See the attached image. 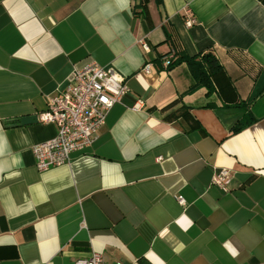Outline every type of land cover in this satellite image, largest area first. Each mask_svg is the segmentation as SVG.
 <instances>
[{
	"label": "crops",
	"instance_id": "crops-1",
	"mask_svg": "<svg viewBox=\"0 0 264 264\" xmlns=\"http://www.w3.org/2000/svg\"><path fill=\"white\" fill-rule=\"evenodd\" d=\"M205 55L220 65L209 94L186 62L162 66ZM90 61L128 91L90 147L39 172L32 148L56 127L20 119ZM222 168L225 190L212 185ZM93 254L264 264V0H0V264Z\"/></svg>",
	"mask_w": 264,
	"mask_h": 264
},
{
	"label": "built area",
	"instance_id": "built-area-1",
	"mask_svg": "<svg viewBox=\"0 0 264 264\" xmlns=\"http://www.w3.org/2000/svg\"><path fill=\"white\" fill-rule=\"evenodd\" d=\"M195 24L196 20L190 11H185V26L191 28ZM139 44L144 52L148 51V46L143 41ZM170 59L163 61L164 68L169 67ZM149 70L150 65H146L144 71L149 73ZM127 91L124 77L112 67L90 61L74 70L65 89L52 96L46 110L37 115L38 122L53 124L57 130L55 137L32 148L37 171L45 172L50 168L67 165L72 153L90 147L96 132L105 124L109 111ZM142 106V101L138 100L132 109L139 111ZM231 176L228 169H219L213 174L212 185L225 190ZM178 201L183 203L181 198ZM74 264L108 263L101 255L93 254L89 258L76 260Z\"/></svg>",
	"mask_w": 264,
	"mask_h": 264
},
{
	"label": "trees",
	"instance_id": "trees-1",
	"mask_svg": "<svg viewBox=\"0 0 264 264\" xmlns=\"http://www.w3.org/2000/svg\"><path fill=\"white\" fill-rule=\"evenodd\" d=\"M175 57V55H173ZM179 62V61H184L187 63V65L190 67L191 72L193 74L194 79L200 83L203 84L206 89H207V94H209L212 90L211 85H210V77L220 69V65L218 64L217 60L215 57L211 55H205L203 57V63H199L195 60V58H190L187 56H182L177 59H174L171 57L170 59V65L169 67L174 63V62ZM205 66V68H204ZM208 72V73H206ZM251 119L248 116L245 120V122L239 124L238 127H233L231 129V132H237L241 130L243 127L247 126L250 122Z\"/></svg>",
	"mask_w": 264,
	"mask_h": 264
},
{
	"label": "water",
	"instance_id": "water-1",
	"mask_svg": "<svg viewBox=\"0 0 264 264\" xmlns=\"http://www.w3.org/2000/svg\"><path fill=\"white\" fill-rule=\"evenodd\" d=\"M37 117L32 115V116H27V117H23L20 119V124L21 125H26V124H30V123H35L37 122Z\"/></svg>",
	"mask_w": 264,
	"mask_h": 264
}]
</instances>
